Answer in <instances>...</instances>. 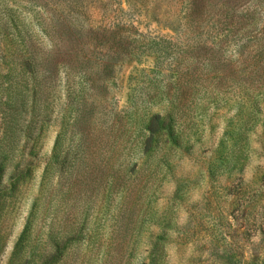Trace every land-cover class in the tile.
I'll list each match as a JSON object with an SVG mask.
<instances>
[{
	"label": "rangeland",
	"instance_id": "rangeland-1",
	"mask_svg": "<svg viewBox=\"0 0 264 264\" xmlns=\"http://www.w3.org/2000/svg\"><path fill=\"white\" fill-rule=\"evenodd\" d=\"M261 31L264 0H0V264H264Z\"/></svg>",
	"mask_w": 264,
	"mask_h": 264
},
{
	"label": "trees",
	"instance_id": "trees-1",
	"mask_svg": "<svg viewBox=\"0 0 264 264\" xmlns=\"http://www.w3.org/2000/svg\"><path fill=\"white\" fill-rule=\"evenodd\" d=\"M209 6H203V11L206 13H209L210 10L208 9ZM221 8L218 10L219 16L222 20L226 21L227 24L231 27H234L235 23V16L234 12L231 6H220ZM257 30V26H253V31ZM261 35H264V31L260 32ZM18 51H23L21 48H18ZM32 60V58H31ZM25 69H28L29 65L28 64H23L22 65Z\"/></svg>",
	"mask_w": 264,
	"mask_h": 264
}]
</instances>
